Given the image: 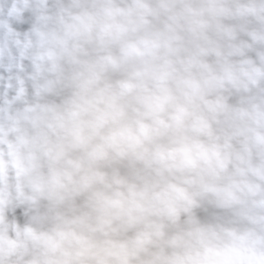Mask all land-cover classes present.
Masks as SVG:
<instances>
[{
  "label": "water",
  "instance_id": "1",
  "mask_svg": "<svg viewBox=\"0 0 264 264\" xmlns=\"http://www.w3.org/2000/svg\"><path fill=\"white\" fill-rule=\"evenodd\" d=\"M0 264H264V0H0Z\"/></svg>",
  "mask_w": 264,
  "mask_h": 264
}]
</instances>
